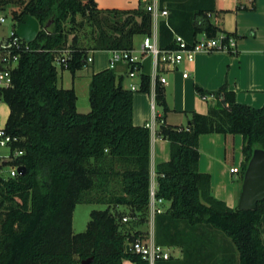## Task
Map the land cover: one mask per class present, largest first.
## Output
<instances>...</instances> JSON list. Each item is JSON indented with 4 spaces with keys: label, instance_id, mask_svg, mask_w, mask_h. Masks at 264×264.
I'll list each match as a JSON object with an SVG mask.
<instances>
[{
    "label": "trees",
    "instance_id": "1",
    "mask_svg": "<svg viewBox=\"0 0 264 264\" xmlns=\"http://www.w3.org/2000/svg\"><path fill=\"white\" fill-rule=\"evenodd\" d=\"M148 1L133 9H102L95 0H0L1 10L18 7L16 24L28 15L40 23L14 70V86L3 93L7 130L23 139L16 147L24 154L0 161V264H146L126 249L145 235L140 227L150 217L151 130L134 124V91L114 69L95 72L91 109L82 113L75 88L58 85L56 63L65 57L61 68L75 73L90 51L134 48L136 35L152 31ZM159 5L169 12L168 21L159 22L163 49L177 47L175 34L192 45L199 34L220 30L209 15L217 11L216 0ZM140 90L150 91L149 74L142 75ZM156 93L163 110L156 117L158 135L169 141L171 156L156 166V196L170 205L155 217V238L181 251L157 264H264V200L253 210L230 207L213 195L211 175L199 170L200 136L231 133L243 137L245 171L253 151L264 149V106L238 103L223 88L207 113L192 111L182 127L166 122L163 87ZM6 164L27 172L6 177ZM82 202L108 207L92 210L87 229L74 233L73 213Z\"/></svg>",
    "mask_w": 264,
    "mask_h": 264
},
{
    "label": "crops",
    "instance_id": "2",
    "mask_svg": "<svg viewBox=\"0 0 264 264\" xmlns=\"http://www.w3.org/2000/svg\"><path fill=\"white\" fill-rule=\"evenodd\" d=\"M95 2L102 9H133L139 5V0ZM223 3L221 9L217 8L216 3L217 11L212 14L211 19H218L213 22L220 29L217 35L226 34L235 38L236 51L197 53L193 63L182 64L179 70L168 75V84L163 86V91L169 108L166 122L171 125L186 127L192 111L207 113L217 102L215 93L223 88L233 92L238 103L253 107L264 106V0H254L252 3L248 0H227ZM141 36L143 39V35ZM140 44L138 47L134 42V48L139 49ZM151 63V58H147L144 73H151ZM103 69L105 68L94 66L87 76L81 71L83 69L72 73V87L76 93L77 80L85 77L90 84L92 74ZM185 69L189 71L187 78L182 75ZM114 71L125 88L129 89L132 82L140 83L138 78L128 77V66L125 63H119ZM61 77L63 78V74ZM198 89L206 94L201 95ZM156 113L162 114L157 110ZM151 118L146 99L143 103L134 99V124L147 126ZM156 121L155 133H151V176H156L157 164L169 160L171 156L170 143L158 135ZM185 121L188 122L184 124ZM243 143L242 135L231 133H207L201 135L199 140V170L211 175L213 195L233 208L238 207L244 179L246 157ZM233 168L236 171H232ZM117 209L124 211L126 207L118 206Z\"/></svg>",
    "mask_w": 264,
    "mask_h": 264
},
{
    "label": "built area",
    "instance_id": "3",
    "mask_svg": "<svg viewBox=\"0 0 264 264\" xmlns=\"http://www.w3.org/2000/svg\"><path fill=\"white\" fill-rule=\"evenodd\" d=\"M225 2L227 0H216ZM252 3L254 0H248ZM147 9L152 15V31L150 34L144 35L140 48L130 49H115L111 51V57L109 59V68L115 69L119 63H125L128 66L127 75L131 79L138 78L140 83L132 82L129 89L132 91H138L141 89L142 75L144 74V65L147 58H151V73L150 76V91H151V111L152 121L147 124L151 133H155V120L156 113V90L157 87H163L168 84L167 73L179 70L182 64L193 63L197 53L201 52H214V51H236V40L233 37H229L226 34H219L216 36H208L206 33L198 35L194 44L189 45L186 39L180 35L175 34V41L177 47L174 49H163L159 43V22L162 19L168 21L169 12L166 8H161L159 0H149ZM212 16V14H209ZM7 17L0 14V25L5 24ZM18 24L14 17L13 26L11 32L6 35L5 33L0 35V105L6 103L3 93L5 90L14 86L13 73L18 67L20 59L23 53L31 50L30 42H27L20 37L16 30ZM94 58L88 55L86 64L93 62ZM66 58L59 60V63L65 62ZM183 77H189V71L185 69L182 72ZM23 139L16 135H13L7 130V120L0 118V147L6 148L8 153L6 155H0V161L6 163L8 161H16L21 155L24 154V150L17 148ZM4 158V159H3ZM9 166L8 172H5V168ZM22 165H5L2 169V173L6 177H16L20 175L18 168ZM232 171H236L233 168ZM157 182L156 176H151L150 186V204H149V228L144 236L137 237L134 241L128 243L132 252L139 255L146 261V264H157L161 260L169 259L172 254V248L157 243L155 238V217L157 214L166 210L162 206L165 202L163 198L156 196ZM128 217L125 216L123 221H127Z\"/></svg>",
    "mask_w": 264,
    "mask_h": 264
},
{
    "label": "rangeland",
    "instance_id": "4",
    "mask_svg": "<svg viewBox=\"0 0 264 264\" xmlns=\"http://www.w3.org/2000/svg\"><path fill=\"white\" fill-rule=\"evenodd\" d=\"M28 1V0H25ZM217 3V8L221 9L223 6V2L216 1ZM18 9V7L15 6H7L4 10L0 9V14H3L7 17V21L5 24L0 25V35L6 34L8 35L13 26V21H14V11ZM79 20H81V16H78ZM218 19L216 17L212 18L213 22H216ZM142 40L141 35H137L134 39L135 45L139 47V44ZM89 55H91L94 58L93 62L87 63L81 70L86 76L92 72L94 66L99 67V68H108L109 67V59L111 57V51L110 50H95V51H90ZM57 68L59 72V80H58V85L60 87L64 88H71L73 86L72 80H73V74L70 70L68 69H62L61 65L57 62ZM148 65V64H147ZM173 72V71H172ZM171 72L167 73V77ZM63 74V78L61 75ZM76 89H77V96H78V107L79 110H90V101H89V82L87 78H81L77 80L76 82ZM128 89V88H127ZM134 99L143 101L146 99L148 106H149V111L150 115L152 117V111H151V91L146 92V91H135L134 92ZM156 110L158 113H163L162 107L157 104ZM81 112V111H80ZM88 112V111H86ZM82 112V113H86ZM9 115V105L7 103L1 104L0 105V118L4 121L7 120ZM152 118L149 120V123H151ZM185 121L184 124H186ZM160 123L158 120L156 121V130L159 129ZM8 153L6 148L0 147V155H6ZM4 159V158H3ZM5 166L3 167V169ZM10 169L9 166L5 168V172H8ZM170 203L168 201L164 202L162 206L164 208H168ZM108 207L107 204L104 203H87V202H82L78 203L75 207L74 213H73V232L74 233H80L84 232L87 229L88 222L90 221V213L92 210H104ZM143 228H146L147 230L149 228V225H144ZM263 237H264V224H263ZM180 249L178 250L177 248H172V254L175 256H180Z\"/></svg>",
    "mask_w": 264,
    "mask_h": 264
},
{
    "label": "water",
    "instance_id": "5",
    "mask_svg": "<svg viewBox=\"0 0 264 264\" xmlns=\"http://www.w3.org/2000/svg\"><path fill=\"white\" fill-rule=\"evenodd\" d=\"M51 22L47 23L49 26ZM40 31L39 21L28 15L18 24L17 34L27 42L34 41ZM19 173L27 172L26 166L18 168ZM264 200V149L256 148L244 171L242 190L239 197L238 208L242 210L256 209L259 202ZM127 252H132L130 245H126ZM91 259L83 260L82 264H88Z\"/></svg>",
    "mask_w": 264,
    "mask_h": 264
}]
</instances>
